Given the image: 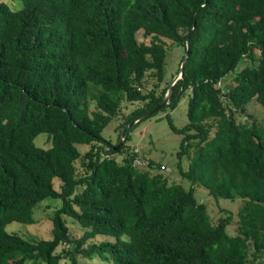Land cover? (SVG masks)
<instances>
[{
  "label": "trees",
  "instance_id": "trees-1",
  "mask_svg": "<svg viewBox=\"0 0 264 264\" xmlns=\"http://www.w3.org/2000/svg\"><path fill=\"white\" fill-rule=\"evenodd\" d=\"M17 1V10L0 1V264L99 255L113 264H264V126L248 113L254 102L264 108V0ZM168 42L190 50L163 108L191 91L189 124L178 130L168 117L184 136L178 167L188 191L134 165L150 166L126 147L133 122L154 115L172 84L162 87ZM124 101L139 107L118 127L124 144L113 146L102 134ZM40 135L49 147L36 145ZM117 154H127L123 164ZM196 187L244 200L237 236L227 231L232 216L214 221L195 201ZM47 199L61 203L52 239L7 231L34 225ZM66 217L83 236H72Z\"/></svg>",
  "mask_w": 264,
  "mask_h": 264
},
{
  "label": "rangeland",
  "instance_id": "rangeland-1",
  "mask_svg": "<svg viewBox=\"0 0 264 264\" xmlns=\"http://www.w3.org/2000/svg\"><path fill=\"white\" fill-rule=\"evenodd\" d=\"M6 2L13 10H17L22 7V2L17 0H0ZM138 38L143 40L142 33L138 34ZM168 56L166 59L165 66V82L164 86L168 83H172L174 78L179 74L180 67L182 64V58L185 56L184 48L177 46L171 42L167 43ZM248 64V61H244L239 68H244ZM234 75L228 78L227 83L230 84L233 80ZM154 81H150L146 84V90L153 87ZM225 85L221 82L219 88ZM191 91L188 90L181 98L178 106L175 109L158 110L154 115L144 118L133 125L130 133V138L126 142V147L129 151L137 150L138 153L146 160L149 167L145 166L146 169H151L152 174H163L169 179L171 185H180L185 190H189L191 182L184 179L180 175L179 170V158L178 153L180 152V145L183 140V135L180 132H176L171 128L168 121V117L171 118L173 125L181 130L189 124L188 110L190 101ZM139 107L138 103H128L124 101L122 105V111L118 118H114L111 123L103 131V138L111 143L113 146L119 144V130L118 127L125 122V116L130 114L133 110ZM248 113L252 115V120L258 121V123L264 126L262 122L264 120V108L258 105L256 102L248 108ZM124 116V117H123ZM130 127L129 125L127 126ZM124 130V128H123ZM46 135H40L36 140V145L43 147H49L50 143L46 140ZM123 140V138L121 139ZM124 144V141H123ZM80 152L84 155L90 149L89 146H78ZM127 154H117L114 156L119 164H123V160ZM84 158L77 162V169L82 173ZM190 160L185 157L181 161V167L184 171L189 169ZM60 181H56V187L59 188ZM195 198L197 203H203L206 205L209 214L214 221H219L221 218L226 217L228 214L232 216L233 221L227 228L228 233L235 237L238 235L237 221L239 220V210L244 205V200L237 198L235 200L228 199H215L210 196L208 191L203 187L195 188ZM61 207L59 201L47 199L39 205L35 212V224L34 225H23L17 222L10 224L7 227L9 233H15L22 236L27 240H39V239H52V217L57 209ZM68 226L75 238L83 236L85 230L73 221L71 218L66 217ZM237 225V226H236ZM96 243L102 241L114 242L113 238L98 236L95 240ZM64 249V246L58 248L57 253H60ZM104 258V257H102ZM66 261L63 260L61 263L64 264ZM83 264H113L106 260H102L100 255L93 260H82ZM26 264H32L27 262Z\"/></svg>",
  "mask_w": 264,
  "mask_h": 264
},
{
  "label": "water",
  "instance_id": "water-1",
  "mask_svg": "<svg viewBox=\"0 0 264 264\" xmlns=\"http://www.w3.org/2000/svg\"><path fill=\"white\" fill-rule=\"evenodd\" d=\"M189 44L187 43V54L185 55V58L181 64V67H180V71H179V74L174 78L172 84L170 85L163 101L161 102V104L155 109V111H158V110H161L163 109L164 107H166L169 103H170V100H171V97H172V93H173V87L174 85L180 80L183 78L184 76V73H185V65L188 61V57H189ZM153 114V112H150V113H147L145 114L141 119L133 122V124H136L137 122H139L140 120L144 119V118H147L149 116H151ZM123 145V140H121L119 146H122Z\"/></svg>",
  "mask_w": 264,
  "mask_h": 264
},
{
  "label": "built area",
  "instance_id": "built-area-1",
  "mask_svg": "<svg viewBox=\"0 0 264 264\" xmlns=\"http://www.w3.org/2000/svg\"><path fill=\"white\" fill-rule=\"evenodd\" d=\"M220 85H221V81L218 82V84L216 85V87L219 88ZM134 165H136V166H145L147 164L144 161H142L140 158H136L134 160Z\"/></svg>",
  "mask_w": 264,
  "mask_h": 264
}]
</instances>
